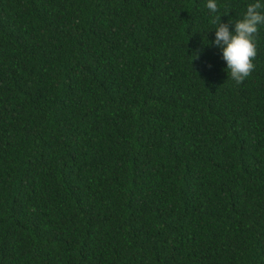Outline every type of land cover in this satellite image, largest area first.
<instances>
[{"label": "trees", "instance_id": "1", "mask_svg": "<svg viewBox=\"0 0 264 264\" xmlns=\"http://www.w3.org/2000/svg\"><path fill=\"white\" fill-rule=\"evenodd\" d=\"M254 2L0 0V264H264V25L240 84L212 43Z\"/></svg>", "mask_w": 264, "mask_h": 264}, {"label": "clouds", "instance_id": "2", "mask_svg": "<svg viewBox=\"0 0 264 264\" xmlns=\"http://www.w3.org/2000/svg\"><path fill=\"white\" fill-rule=\"evenodd\" d=\"M207 9L219 11L217 0H207ZM264 4L260 0L249 3L241 19L221 22L220 16L214 17L215 38L212 43L222 50V59L226 62L228 77L236 84L242 83L255 68L253 63L257 49L255 41L259 26L264 25ZM229 12L226 10L225 15Z\"/></svg>", "mask_w": 264, "mask_h": 264}]
</instances>
